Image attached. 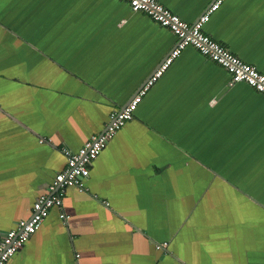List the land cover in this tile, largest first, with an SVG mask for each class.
Listing matches in <instances>:
<instances>
[{
    "label": "crops",
    "instance_id": "1",
    "mask_svg": "<svg viewBox=\"0 0 264 264\" xmlns=\"http://www.w3.org/2000/svg\"><path fill=\"white\" fill-rule=\"evenodd\" d=\"M157 1L194 23L216 0ZM204 31L264 74V0ZM176 45L125 0H0V240ZM86 187L9 264H264V96L187 47Z\"/></svg>",
    "mask_w": 264,
    "mask_h": 264
},
{
    "label": "built area",
    "instance_id": "2",
    "mask_svg": "<svg viewBox=\"0 0 264 264\" xmlns=\"http://www.w3.org/2000/svg\"><path fill=\"white\" fill-rule=\"evenodd\" d=\"M125 1L133 12L144 13L161 27L169 29L177 37V45L131 101L123 109L114 111L110 115V120L105 124L102 132L93 135L78 152L63 148L67 160L66 167L55 176L46 193L34 201L30 217L19 221L15 229L2 237L0 264L10 263V260L40 230L53 208L62 211L68 188H76L80 192L87 191L86 183L95 160L116 134L134 119L135 112L147 92L163 77L187 47L195 48L201 55L224 68L230 74L232 84L245 83L264 96V74L257 67L244 62L225 46L213 40L204 31V26L209 22L211 15L219 9L224 0H216L194 23L183 20L157 0ZM60 218L67 220L68 216L62 212Z\"/></svg>",
    "mask_w": 264,
    "mask_h": 264
}]
</instances>
